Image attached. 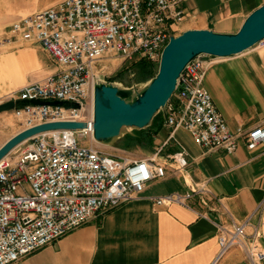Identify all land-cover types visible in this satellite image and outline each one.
<instances>
[{
  "label": "built area",
  "instance_id": "built-area-1",
  "mask_svg": "<svg viewBox=\"0 0 264 264\" xmlns=\"http://www.w3.org/2000/svg\"><path fill=\"white\" fill-rule=\"evenodd\" d=\"M181 1L59 0L11 22L0 47L16 40L37 43L57 65L55 72L27 81L4 99L15 103L11 113L18 131L55 121H82L84 125L40 131L0 158V264H12L98 211L133 198L148 182L163 177L167 166L178 172L186 167L187 153L182 147L165 160H157L161 148L150 156L134 158L123 149H105L92 135L93 86L105 67L101 60L107 54L124 60H158L169 34L176 35L172 24L183 16ZM257 45H264V39ZM210 61L196 56L181 72L165 106L170 136L184 128L197 145L207 149L232 153L240 139L254 149L264 143V124L249 130L229 129L204 86ZM54 100L78 106L46 102ZM152 200L156 205L180 204L205 218L206 212L196 210V205L215 210L221 203L204 182ZM214 223L218 257L239 246L249 264L262 263L264 211L250 233L245 231L247 221Z\"/></svg>",
  "mask_w": 264,
  "mask_h": 264
},
{
  "label": "crops",
  "instance_id": "crops-1",
  "mask_svg": "<svg viewBox=\"0 0 264 264\" xmlns=\"http://www.w3.org/2000/svg\"><path fill=\"white\" fill-rule=\"evenodd\" d=\"M58 1L0 0V38L7 35L15 19ZM262 3L264 0H182L183 16L172 28L176 34L188 28L233 32ZM39 52L54 66H44ZM56 70L57 65L37 43L16 40L1 46L0 102L27 81L43 79ZM204 86L229 129L249 130L264 124V45L212 59L205 70ZM15 122L7 131L0 129V145L18 132ZM152 130V147L145 156L161 148L157 160H165L182 147L187 153L184 169L178 172L167 166L163 177L148 182L133 198L98 211L82 225L12 264H249L239 246L218 257L214 222L247 221L245 231L250 233L251 225L258 221L264 211V143L248 149L240 139L232 153L207 149L197 145L184 128L170 136L171 127L163 116L156 119ZM201 182L221 201L215 210L196 205L208 218L177 203L164 206L152 200L170 192L183 193L188 185ZM260 241L264 245V238Z\"/></svg>",
  "mask_w": 264,
  "mask_h": 264
},
{
  "label": "water",
  "instance_id": "water-1",
  "mask_svg": "<svg viewBox=\"0 0 264 264\" xmlns=\"http://www.w3.org/2000/svg\"><path fill=\"white\" fill-rule=\"evenodd\" d=\"M264 39V3L254 8L233 32H219L209 28H188L174 35L169 34L161 49L155 74L142 85L133 83L123 87L112 81L97 78L92 97L93 138L100 144H110L126 129H144L151 125L153 117L161 112L167 117L166 103L172 97L178 78L187 63L199 56L203 60L235 56L255 47ZM24 101H17L22 104ZM32 103L43 101L32 100ZM77 107V103L46 101ZM12 100L0 102V112L10 110ZM82 121H55L20 130L0 145V158L12 147L43 130L82 127Z\"/></svg>",
  "mask_w": 264,
  "mask_h": 264
},
{
  "label": "rangeland",
  "instance_id": "rangeland-1",
  "mask_svg": "<svg viewBox=\"0 0 264 264\" xmlns=\"http://www.w3.org/2000/svg\"><path fill=\"white\" fill-rule=\"evenodd\" d=\"M108 56L104 57L101 62L105 66L103 70L101 71L100 74V79L106 80V81H112L114 83L119 84L120 86L123 87H131L133 83L136 85H142L144 81H135V73H136V67L134 63L138 59H133V60H124L121 57L114 55L111 56L107 54ZM39 56L43 62V65H53V63L50 62V60L47 58V56L42 52H39ZM154 64V67L157 68L158 66V60L152 61ZM2 117L0 118V129H3L7 131L11 127L16 126L15 119L11 112L9 110H6V112H1ZM134 129H126L124 133L115 141H113L110 144L103 145L105 149H108L110 151H113L115 148L123 149L118 145L119 139L126 133L133 132ZM22 148L24 147L21 146ZM125 150V154H128L131 157H142L147 154V150L141 149L139 147H135L132 149H123Z\"/></svg>",
  "mask_w": 264,
  "mask_h": 264
},
{
  "label": "trees",
  "instance_id": "trees-1",
  "mask_svg": "<svg viewBox=\"0 0 264 264\" xmlns=\"http://www.w3.org/2000/svg\"><path fill=\"white\" fill-rule=\"evenodd\" d=\"M136 67L135 81H146L152 77L157 68L151 60L140 58L134 63ZM161 112L157 113L152 120L150 126L144 129H134L133 132L124 134L118 141V145L123 149H132L139 147L141 149L150 150L152 147V139L154 130H152L153 123L161 117Z\"/></svg>",
  "mask_w": 264,
  "mask_h": 264
}]
</instances>
